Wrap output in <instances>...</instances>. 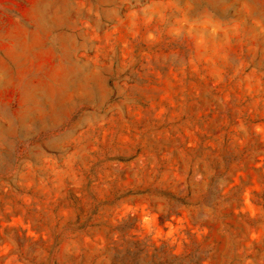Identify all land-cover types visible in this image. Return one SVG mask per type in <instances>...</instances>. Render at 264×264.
Returning <instances> with one entry per match:
<instances>
[{
    "label": "rangeland",
    "instance_id": "obj_1",
    "mask_svg": "<svg viewBox=\"0 0 264 264\" xmlns=\"http://www.w3.org/2000/svg\"><path fill=\"white\" fill-rule=\"evenodd\" d=\"M0 264H264V0H0Z\"/></svg>",
    "mask_w": 264,
    "mask_h": 264
}]
</instances>
